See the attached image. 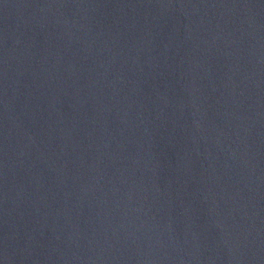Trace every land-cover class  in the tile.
I'll use <instances>...</instances> for the list:
<instances>
[{
    "label": "water",
    "instance_id": "1",
    "mask_svg": "<svg viewBox=\"0 0 264 264\" xmlns=\"http://www.w3.org/2000/svg\"><path fill=\"white\" fill-rule=\"evenodd\" d=\"M0 264H264V0H0Z\"/></svg>",
    "mask_w": 264,
    "mask_h": 264
}]
</instances>
